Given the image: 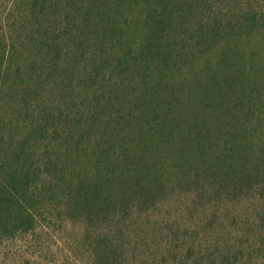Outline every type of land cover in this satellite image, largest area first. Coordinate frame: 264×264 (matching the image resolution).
<instances>
[{
    "label": "trees",
    "instance_id": "trees-1",
    "mask_svg": "<svg viewBox=\"0 0 264 264\" xmlns=\"http://www.w3.org/2000/svg\"><path fill=\"white\" fill-rule=\"evenodd\" d=\"M16 241L60 264L262 258L264 0H0Z\"/></svg>",
    "mask_w": 264,
    "mask_h": 264
},
{
    "label": "rangeland",
    "instance_id": "rangeland-1",
    "mask_svg": "<svg viewBox=\"0 0 264 264\" xmlns=\"http://www.w3.org/2000/svg\"><path fill=\"white\" fill-rule=\"evenodd\" d=\"M184 220H186L185 217ZM216 233L220 235H217L215 237L206 236L205 240H207V242H210L211 240H214L216 238L218 239L226 238L227 232L219 231ZM65 239L68 246H71L72 242H76L79 247L80 241L78 237H76L75 235L69 238L66 237ZM48 245H49V241H46L45 247L41 251V254L39 256H30V254L35 253L38 250L28 249L27 251L26 248L22 246V243L17 241L13 244L12 243L5 244L3 247H0V264H60L62 262V258L64 259V257L61 254L62 248L59 247L58 244H56L55 247H52L53 254H51L47 250ZM77 248L73 249L74 250L73 253H75L76 255H80V252L77 250ZM155 251L156 249L153 250V252ZM145 253L147 256L146 258H144V260H147L149 264H152L153 262L148 256L150 252L146 251ZM256 259L257 258L253 259L251 264H264V256L262 258H259V260Z\"/></svg>",
    "mask_w": 264,
    "mask_h": 264
}]
</instances>
